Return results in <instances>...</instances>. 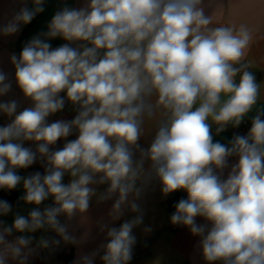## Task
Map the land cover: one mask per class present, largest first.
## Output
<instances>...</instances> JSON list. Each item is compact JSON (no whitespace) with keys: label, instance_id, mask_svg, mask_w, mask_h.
<instances>
[{"label":"clouds","instance_id":"clouds-1","mask_svg":"<svg viewBox=\"0 0 264 264\" xmlns=\"http://www.w3.org/2000/svg\"><path fill=\"white\" fill-rule=\"evenodd\" d=\"M59 2L10 55L14 76L0 68V98L14 83L27 102L0 99L10 121L0 126V191H22L15 205L0 198V264L83 244L89 233L78 238L70 222L87 220L94 198L111 202L96 222L104 241L73 264H130L156 186L163 198L186 193L170 223L198 237L204 264H264V79L246 60L257 30L219 22L204 0ZM47 3L20 0L0 37L19 34ZM66 106L71 119L50 121ZM35 164L43 170L20 174Z\"/></svg>","mask_w":264,"mask_h":264},{"label":"crops","instance_id":"crops-1","mask_svg":"<svg viewBox=\"0 0 264 264\" xmlns=\"http://www.w3.org/2000/svg\"><path fill=\"white\" fill-rule=\"evenodd\" d=\"M69 6H79L82 0H67ZM206 11L209 14L214 13L218 8L217 19L221 23H241L247 24L249 27L256 29V39L248 51L246 60L254 64L258 81L264 79V0H204ZM20 0H0V19L5 17L10 18L11 14L20 7ZM59 0H48L46 10L43 14L38 15L29 25L24 26L22 31L11 37H0V68L5 72L11 73L14 76L9 57L12 53L19 54L17 43L23 32H27L26 41L36 34L44 30L47 21L51 18L53 12L59 8ZM59 39L52 41L53 47L58 46L56 43ZM18 99L22 106H27V102L23 100L22 94L13 83V91L9 96L0 98L3 100ZM74 112L71 106H66L62 113H58L50 117V121L55 119H71ZM9 119L0 115V126L9 123ZM249 127H245V134ZM233 130L229 129L223 133L218 139H227L232 135ZM74 137H70L72 139ZM151 139V134L141 141L147 143ZM63 141L58 142V146H62ZM25 146H33L30 142H26ZM42 171L39 164H35L28 170H22L21 175L28 174L32 171ZM67 181V177L65 178ZM102 186L101 190H103ZM17 195H21V190H16ZM184 198L186 193L180 192ZM168 198V197H167ZM167 198H163L159 186L154 190H149L144 198L143 206L146 210L144 224L134 229V235L137 237V243L134 247L133 260L130 264H204L199 249L196 247L198 237H193L189 230L181 226H173L170 223L171 214L168 211ZM11 202V201H10ZM51 201H48L50 203ZM13 203V202H12ZM14 204V203H13ZM15 205V204H14ZM111 202L97 204L95 198L92 201L88 215V219L81 221L78 218L70 222V231L78 238L84 233H89L88 238L81 245H65L61 244L56 251L65 250L71 252L73 250V262L78 255L94 250L101 242L104 241L105 233L99 232L97 221L101 218L108 219L107 213L110 209ZM31 206H20V211L26 214ZM174 212V211H173ZM131 218V214H127L121 221L115 222V226L123 222V219ZM8 223H11V215L5 218ZM62 222L64 218H61ZM198 222L203 223L202 219L198 218ZM151 226L152 232L144 233L145 226ZM37 237L41 233L35 234ZM49 235H55L49 233ZM48 251V250H47ZM43 250L39 256L31 262H38ZM50 252V251H48ZM30 262V263H31ZM72 262V264H73ZM43 264H66L64 262H53L49 257H45ZM94 264H101L99 258Z\"/></svg>","mask_w":264,"mask_h":264},{"label":"trees","instance_id":"trees-1","mask_svg":"<svg viewBox=\"0 0 264 264\" xmlns=\"http://www.w3.org/2000/svg\"><path fill=\"white\" fill-rule=\"evenodd\" d=\"M26 38H27V32L25 31V32H23V34L21 35V37L19 38L18 43H17V47L19 50L22 49L24 43L26 42ZM62 42L63 41L59 40V41H57L56 44L59 45ZM24 175H26V174H24ZM17 197H18L17 191H14L12 193L0 191V198L7 199V200L13 202L14 204L16 202ZM181 198H184V196L180 192H176L174 194H171L167 198L168 211L170 214H172V212L175 210L174 209L175 203L178 202V200ZM45 257H49L55 263L64 262L66 264H72V262H73V250H71V252H69V253L66 252L65 250L55 251V252H48L47 250H43L39 261L38 262H31L30 264H43V260Z\"/></svg>","mask_w":264,"mask_h":264},{"label":"built area","instance_id":"built-area-1","mask_svg":"<svg viewBox=\"0 0 264 264\" xmlns=\"http://www.w3.org/2000/svg\"><path fill=\"white\" fill-rule=\"evenodd\" d=\"M250 125L248 123L243 124L240 129H238L237 131H239L241 134H245V127H249Z\"/></svg>","mask_w":264,"mask_h":264}]
</instances>
